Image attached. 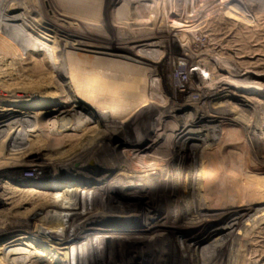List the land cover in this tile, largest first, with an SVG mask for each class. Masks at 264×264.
I'll list each match as a JSON object with an SVG mask.
<instances>
[{"label":"bare ground","instance_id":"obj_1","mask_svg":"<svg viewBox=\"0 0 264 264\" xmlns=\"http://www.w3.org/2000/svg\"><path fill=\"white\" fill-rule=\"evenodd\" d=\"M261 2L264 0L259 1L260 6ZM24 3L0 0V32L23 46L40 35L37 41L42 39L43 47L34 48L48 50L46 56L55 66L50 63L47 69L26 72L0 66V153L7 155L0 158V200L1 205H9L4 210L14 215L20 209H25L26 216L38 211L46 215L49 234L37 237L41 241H37L38 246L20 237L19 243L0 245L3 264H165L164 260L168 264H193V259L183 258L182 250L158 249L163 235L161 227L155 225L147 232L132 230L114 235L126 238L107 244L98 240L105 228L96 235L89 229L73 230L90 218V227L98 228L100 220L133 207L142 214L151 209L152 223L167 226L195 214V222L203 226L220 218L226 226H238L242 223L239 219L256 207L264 211V171L258 172L237 158L241 147L229 139L232 136L228 131H223L226 123L218 111L232 98L263 105L256 98L264 96V84L260 82L264 74L255 70L259 65H250L252 61L235 60L232 67L225 65L218 43L206 40L210 33L204 26L220 11L250 21L252 8L247 2L74 0L73 13L52 8L53 15L61 16L67 24L47 21L44 12L33 23L36 10L22 11ZM82 8L88 12L78 10ZM171 42L182 44L176 50L175 75L167 76L159 73L156 65L167 58ZM188 53L193 58L189 66L184 63ZM190 81L199 85L192 89ZM176 97L186 99L185 104L179 105ZM202 102L212 106L206 109ZM191 109L197 113L189 115ZM199 117L210 124L206 132L195 131ZM5 126L13 131L6 134ZM220 128L224 139L216 143L210 131ZM117 141L125 144L117 145ZM89 160L95 162L90 170L84 165ZM49 167L54 169L53 179L11 180L2 173L5 168L35 172ZM56 168L68 171L73 178L63 171L58 174ZM81 174L88 175V183L101 175L126 177L132 186H121L123 192H113L109 197L100 194L102 189L76 188V176ZM168 174L179 176L178 181L167 178ZM177 184L186 190L181 191ZM191 193L195 197L192 202L177 206L179 199L185 200ZM95 212L101 216H95ZM131 222L126 219L123 227ZM13 226L21 231L22 222L16 221ZM4 229H0L1 235ZM131 235L134 241H130ZM145 246L153 248L142 251ZM199 253L197 247L191 255L195 258Z\"/></svg>","mask_w":264,"mask_h":264},{"label":"rangeland","instance_id":"obj_2","mask_svg":"<svg viewBox=\"0 0 264 264\" xmlns=\"http://www.w3.org/2000/svg\"><path fill=\"white\" fill-rule=\"evenodd\" d=\"M24 1L25 3L23 4L22 11L24 9L28 12L29 11L31 12L32 9L37 11V12L34 11L36 16L32 17V22L33 21L35 22L37 19H40L41 18L40 16H42L41 13L44 12L46 13V19H48L47 17H49L47 21H49L50 19L51 20L53 19L55 21L57 20L59 24L61 23L67 24V22H65L64 20H61V16L53 15L54 11L52 12V8L54 7L55 8L61 7L60 9H66L70 11V13H73L72 5L74 4V0H45V1L44 0H24ZM243 1L244 3L247 2V5L249 4L248 5L249 8L250 7L252 8L251 10L249 9V11H251L252 13L250 21L245 17L241 19L240 17L232 13L231 15L230 13H227L226 11L216 12L212 16H210L204 23L205 28L209 30V33H210L209 35L211 36V37L207 36L206 40L207 41L209 40L208 42L218 43V48H219L218 51H221V53L223 54L222 56L225 57V60H224L225 65L228 64L227 66L232 67V61H235V60L247 61L249 63H251L252 61L253 64L251 63L250 65L255 64L256 67L257 65H259V67L255 70H258L262 74H264V2H261V6H260V3H259L260 0H257V1L256 0H243ZM32 3L35 5H33ZM258 3L259 5H257ZM78 10H83V11L85 10L88 12V9H85V8L78 9ZM47 11H48V14H47ZM17 12L20 13L21 9L18 10ZM75 12H78V11H75ZM27 34H28V31H27ZM206 35H208V33ZM38 37H41V36L37 34L36 37L32 38L34 42L29 43L28 45L29 47H28V46H23L22 45L23 43L13 41L10 38V36H8L5 33L0 32V58H1L0 66L4 65V68L8 67V69L12 66L10 68L11 71L26 72V71L35 70L34 68L37 69L38 67L42 69L44 67L45 69H47V67L50 66V63H52L51 65H54V62H52L54 60L51 61V58L49 56L48 57L46 56L49 53L48 50L47 51L45 50L46 53L44 51L36 50V48L39 49L43 47V45L40 44L42 43L43 40L41 39L40 42L39 40L37 41ZM27 38L31 39L29 37ZM179 44H180L179 42L178 43L171 42V45H170L171 48L170 49L167 48V51H166V53H168L169 55L167 54L166 56L167 58H165L164 61L160 65H156L157 71L161 73L162 75L169 76L170 73L174 74L175 71H174L173 64L175 62V58H177L176 50L179 48V46L182 43L180 45ZM183 44L185 43L183 42ZM34 46L36 48H34ZM11 48H14V49H11ZM184 59H185L184 63L188 66L193 61V58L191 57L190 53L184 56ZM127 61L129 60L126 59L125 62ZM147 63L151 64L148 61ZM245 65L249 66V64H245ZM225 75L228 76L227 74ZM182 76L184 79L187 77L185 73H183ZM174 78L176 77L174 76ZM197 78H198V81H201V79H199V76ZM215 79L217 78L215 77ZM215 79L213 80L211 79L210 81H214ZM260 82L264 84V78L261 79ZM196 85H199V84L198 83L195 84L194 81L189 82V87L192 89L195 88ZM234 92L237 93L236 90H234ZM196 96L197 95H195L194 97ZM176 99L178 100L179 105L185 104L183 102H185L186 99L183 100L181 97H176ZM256 99L264 103V96L260 98L257 97ZM202 103L204 105L203 107H205L206 109H209V107L212 106V104H208L210 106H206L204 102ZM220 103L222 104V102H217V105H219ZM227 103H228L227 106L219 107L218 111H219V115L225 120V123H226L225 126H223L225 128L223 131H226V132L228 131L229 135L232 136L229 139L234 141V143H236L238 147H241V148H238L237 150L238 154L236 155L239 156L237 158H240L248 165H252L251 167H254V169L257 170L258 172H260L259 169L264 171V104L260 106L257 102L256 104L255 101L254 103L249 102V101L248 103L247 102L245 103L244 100H241V99L238 100L237 98H234V99L232 98L231 100L228 99ZM196 113L197 112L194 109H191L189 115L190 114L195 115ZM199 114L203 115V112ZM189 115L183 114L182 116L189 117ZM199 118H198L199 120L196 123L195 131L206 132L209 129L210 124L207 122V120L204 119V117H199ZM113 120L116 124L119 123L117 119L116 120L113 119ZM9 127L11 126H5L4 128V131H6V134H10L13 131V129L11 128L9 129ZM210 134L216 137V143L224 139L223 137L224 134L221 128L218 131H215V130L210 131ZM15 136L14 138H16ZM124 142L125 141H117L116 144L117 145L125 144ZM196 145L200 146L201 144L197 143ZM204 145L206 146V144ZM5 153L6 152L0 153L1 159H5L7 157ZM103 154H105V152ZM2 155L4 157H2ZM85 164L87 165L88 170H90L91 168L93 169L95 162L89 160L88 163L84 162V165ZM56 169H57L58 174L60 173L62 174L63 170H61V168H56ZM2 173H4V177L6 176L8 179L12 180L15 178V179H19L22 181H27L28 179H32V178L33 179L34 178L53 179L55 177L54 169L52 168L51 170V167L39 168L35 172L30 169H23V168H18V169L5 168L3 169ZM63 173L65 175L68 174L67 177H70V178L73 176L69 174L68 171H63ZM171 174L166 175V177L177 182L178 181L177 178L179 177V176H175L177 173L174 174V177H172ZM81 175L80 177L76 176V179L78 181L77 182L78 186L76 188L83 189L84 187V189H87L90 186L91 188L97 191L102 189L100 191V194L108 195L109 197L113 195V192L115 194L117 192H123V190L121 189V186H132L131 184H129L130 181L127 180L126 177H118L117 175H110V176L101 175L97 177L96 180H94V182H91V183H88L89 181L86 179V177L88 176L87 174H84L82 176ZM259 176H261V174ZM262 176H264V174ZM176 187L177 188L180 187L179 189L180 190L182 189L181 191L183 192L186 190L185 186L183 185L177 184ZM149 192L150 190L146 191V193H149ZM126 193H129V191H126ZM193 194L194 193H191L189 197L186 198L185 200L179 199L177 206L182 205L183 203L192 202L195 199ZM111 199H113V197H111ZM115 202L116 201L114 200L111 202V204L113 205L115 204ZM1 204L3 203H1V200H0V211L2 210L0 212V229L5 228L4 229L5 233L3 235L0 234V245L5 244L9 241H15L16 243H19L18 237H20L24 241L31 240L32 242H35L36 245L38 246L39 242L37 241H40V239L37 240V237H41V236H45L49 234L47 230L48 226L45 225L46 215L41 214L38 211V212L32 213L33 215L31 214V215L26 216L23 214L25 209L24 210L20 209L19 211L21 212L17 213V215H14L11 211L4 210L5 207H8L9 205L7 206V205H1ZM260 210L261 208L257 209L256 207V209L251 211L247 216L240 218L241 220L239 219V222L242 221V223L238 226H236L237 224L226 226V224H224L221 218L217 220H213L212 222H208L206 226H203L201 223L197 224L195 222L197 220L196 214L189 216L186 219L181 220L178 224L173 223V225L167 226L166 224H160V223L153 224L152 223L151 217L153 218V212L151 209H146L142 214L141 210L133 207L129 210H126V212L124 213L115 214L114 216H110L109 218H104L102 221L100 220L99 222L100 226L98 228L90 227L91 222L89 220L92 219L90 218L89 220H87V222H84L82 225H80L78 229L73 230V232L77 233L78 231H81V230L84 231L86 229H89L88 231L89 233L93 231L91 235H96V232L99 231V229L105 228L103 236H101L100 239L98 240L100 241V244H107V243L115 242V241L120 242L126 238V236L125 237L121 236V238L120 237L113 238L114 235H117V234L122 235L123 233L129 232L132 230L138 231L137 233L147 232L146 229L148 227H152L155 225L159 228L161 227L160 229L161 235H163L162 237H159L160 242L158 244V247H159L158 249L163 250V249H167L170 247L176 253H180V251L182 250L183 258L186 257L185 259H188V258L193 259V262H194L193 264H214V262L216 263L219 262L218 264H240V263L241 264H255L256 261H257L256 264H264V211L260 212ZM20 214L24 216L22 217V215ZM94 215L99 216V217L101 216V214H99L98 212H95ZM59 216L61 217V215ZM134 216H137V218L133 219ZM22 218L24 219V221ZM126 219H131L132 222L129 224L130 227L128 225L126 227H123L125 225ZM16 221L22 222V227L19 228V230L21 231H18V228H11L15 224ZM103 224H107V225H103ZM212 224H215V225L212 226ZM69 235L71 236L73 234L70 233ZM70 236H67V238ZM7 237H8V240L6 239ZM133 237L134 235L129 236L130 241H134ZM42 241L47 244L46 239ZM63 243H66V242L64 241ZM51 247H56V246H51ZM197 247H198V250L200 251L199 253L200 255L198 254L199 257L198 255L197 256L195 255V258H193V256L191 255V252L193 249ZM149 248L151 249L153 247L145 246L141 250L146 251L145 249L148 250ZM185 249H187L188 252H185ZM216 249H218V251ZM213 250L215 252H213ZM207 254L210 256H208ZM9 258L11 259V257ZM9 258L8 260H10ZM252 259L254 260V262L252 261ZM258 259H262V261L259 263ZM164 262L165 264H168L167 260H164ZM0 264H3L1 260H0ZM41 264H44V263H41Z\"/></svg>","mask_w":264,"mask_h":264}]
</instances>
